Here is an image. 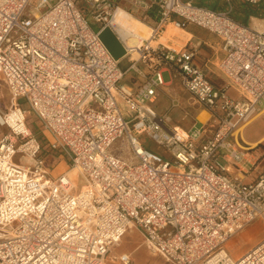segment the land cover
Instances as JSON below:
<instances>
[{"label": "built area", "instance_id": "2783aa9c", "mask_svg": "<svg viewBox=\"0 0 264 264\" xmlns=\"http://www.w3.org/2000/svg\"><path fill=\"white\" fill-rule=\"evenodd\" d=\"M77 1L0 0V80L10 94L6 108L0 101V264H104L128 228L170 264H264V234L238 256L228 248L239 231L264 222V172L244 180L257 159L237 140L264 108V30L236 20L230 6L154 0L157 22L130 48L112 22L116 1ZM168 24L220 38V86L193 49L152 44ZM104 26L136 54L125 70L98 37ZM129 71L141 78L136 85L124 81ZM166 71L207 109L205 124L172 125L154 108ZM28 111L45 142L27 125ZM142 134L170 159L144 146ZM119 138L134 162L110 151ZM46 148L67 168L42 184ZM16 154L26 163L13 162ZM113 261L130 264L125 253Z\"/></svg>", "mask_w": 264, "mask_h": 264}, {"label": "crops", "instance_id": "0c3cea01", "mask_svg": "<svg viewBox=\"0 0 264 264\" xmlns=\"http://www.w3.org/2000/svg\"><path fill=\"white\" fill-rule=\"evenodd\" d=\"M191 1L197 5L207 6L209 8L216 10H225L230 6L231 15L236 20L243 22L255 29L264 30V0L254 5L245 3L242 0H191ZM116 2L119 7L127 11L134 18H137L142 22H144L149 28L153 27L157 22L158 8L154 3V0H123L125 6H129V7L135 6L136 9L134 11L131 10V7L129 9L123 8L119 4V0H116ZM165 31H166V27L161 32L159 37L152 41V44L162 43L165 46L175 50L180 48L193 49L195 52V58H194L195 63L205 69L207 77L216 86H220L222 84L223 77L217 69V64L222 54L221 40L216 34L194 24H187L184 28L181 29L173 26L170 29H168L166 32ZM132 56L126 54L121 59L128 57V61L130 62ZM138 65L147 72V69L143 67L142 64L139 63ZM164 73L168 75V79L165 80L163 78L164 85L156 89V95L152 103V105L157 110V112L168 114L170 117L171 124L180 126L182 128H189L194 124L196 125L205 124L210 117L207 109L200 106L193 99V97L181 87L177 79L171 78L169 72L167 71L163 72L162 75ZM124 81L125 82L127 81V83L129 84L136 85L138 82L141 81V78L138 77L134 72L129 71L125 76ZM227 93L231 97H236V93L232 89H228ZM173 100L176 101V105H172ZM200 117L204 120H202ZM252 120L245 123L238 130L239 132L237 135V140L239 144L248 148L249 150L248 152L251 155H253L254 157H256V159H258V157H260L262 153L259 152V155L256 156L254 151L257 149L252 151L251 149H254L255 145L262 140L264 135L260 136L258 140L243 139L244 138L243 133L245 131V128L247 124H249ZM65 169L63 171H65ZM63 171L59 172L58 174L62 173ZM58 174L53 175V177L57 176ZM257 175L258 174L254 175L252 178L247 179L245 181L252 180Z\"/></svg>", "mask_w": 264, "mask_h": 264}, {"label": "rangeland", "instance_id": "374dc122", "mask_svg": "<svg viewBox=\"0 0 264 264\" xmlns=\"http://www.w3.org/2000/svg\"><path fill=\"white\" fill-rule=\"evenodd\" d=\"M116 1V0H114ZM119 4L126 9L131 7V10H135V6H125L123 0H119ZM77 5L79 7H83L84 4L81 0L77 1ZM85 17L91 27L94 30H97L99 24L94 21L92 15L88 12L85 13ZM139 20V19H138ZM141 21V20H139ZM142 22V21H141ZM145 24L144 22H142ZM146 25V24H145ZM130 62L128 61V57L119 60L118 67L123 70L125 69ZM163 78L166 80L168 79V75L166 73L163 74ZM127 82V81H126ZM0 101L3 106L6 108L10 104V94L5 86L4 82L0 80ZM22 100L20 99L19 102ZM23 107L26 105L23 103L21 104ZM27 125L36 132L41 141L45 142L48 138L46 133H41L40 130V123L38 122L36 116L31 112H27ZM5 128H0V133L5 132ZM244 138L246 140H258L260 136L264 135V109L257 114V117L253 119L249 124H247L245 131L243 133ZM140 142L143 143L144 146L150 148L164 156L166 159H170L168 154L163 152L161 147H158L150 138H148L145 134H142L138 137ZM257 149V150H255ZM256 156L259 155V152L262 153L260 157H258L255 165L248 170V173L244 174V180L252 178L254 175L259 174L260 172L264 171V140L259 141L254 149ZM110 151L122 159L132 162L133 157L130 155L128 150L127 144L124 138L117 139L110 147ZM43 157L45 160V166L48 170V174L41 180L42 184L50 181L53 175L58 174L59 172L63 171L67 168V160L66 158L59 157L57 152L50 151L46 148L43 152ZM256 158V157H255ZM13 162L25 164L26 162L21 158L20 154H16L13 157ZM219 163L222 166H227L231 164L230 161H226L223 157L218 158ZM134 162V161H133ZM69 177L72 178L73 174H69ZM83 181L81 179L78 180V187H82ZM264 234V222L262 220H257L251 224H249L246 228L239 231L235 234L231 240L228 242V248L233 257L240 255L244 252L247 248L252 246L256 241H258ZM127 254L130 260V264H170L166 262L160 255L154 252L151 246L144 240L142 234L134 229L128 228L126 233L122 236L121 240L117 245H115L110 253L108 254L106 261L104 264H115L113 261L114 257H117L121 254Z\"/></svg>", "mask_w": 264, "mask_h": 264}, {"label": "bare ground", "instance_id": "6f19581e", "mask_svg": "<svg viewBox=\"0 0 264 264\" xmlns=\"http://www.w3.org/2000/svg\"><path fill=\"white\" fill-rule=\"evenodd\" d=\"M112 22L115 25V28L120 34V36L125 38V44L127 47L136 48L142 38L148 37L149 27L143 24L137 18H134L133 16H131L127 11H125L119 6L117 7L115 11ZM171 27H173V25L168 24L166 26V31L170 29ZM133 56H136V54L133 53ZM256 117L257 116H255L253 119H255ZM243 139L245 140V138ZM263 139L264 137L262 138V140ZM69 173L73 174L74 172L70 171Z\"/></svg>", "mask_w": 264, "mask_h": 264}, {"label": "water", "instance_id": "95a60500", "mask_svg": "<svg viewBox=\"0 0 264 264\" xmlns=\"http://www.w3.org/2000/svg\"><path fill=\"white\" fill-rule=\"evenodd\" d=\"M98 37L114 59L119 61L126 55V50L109 26H104Z\"/></svg>", "mask_w": 264, "mask_h": 264}]
</instances>
